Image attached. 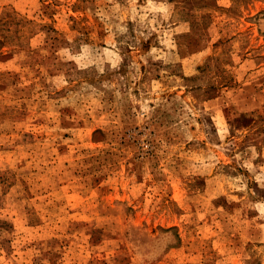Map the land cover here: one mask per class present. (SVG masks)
I'll use <instances>...</instances> for the list:
<instances>
[{"label": "rangeland", "instance_id": "374dc122", "mask_svg": "<svg viewBox=\"0 0 264 264\" xmlns=\"http://www.w3.org/2000/svg\"><path fill=\"white\" fill-rule=\"evenodd\" d=\"M0 264H264V0H0Z\"/></svg>", "mask_w": 264, "mask_h": 264}]
</instances>
